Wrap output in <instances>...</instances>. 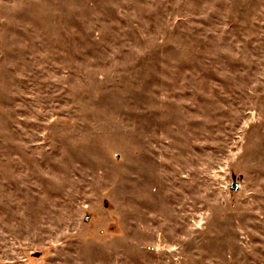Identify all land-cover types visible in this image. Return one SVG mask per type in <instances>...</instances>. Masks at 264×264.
Returning <instances> with one entry per match:
<instances>
[{"label":"rangeland","instance_id":"rangeland-1","mask_svg":"<svg viewBox=\"0 0 264 264\" xmlns=\"http://www.w3.org/2000/svg\"><path fill=\"white\" fill-rule=\"evenodd\" d=\"M0 264H264V0H0Z\"/></svg>","mask_w":264,"mask_h":264},{"label":"trees","instance_id":"trees-1","mask_svg":"<svg viewBox=\"0 0 264 264\" xmlns=\"http://www.w3.org/2000/svg\"><path fill=\"white\" fill-rule=\"evenodd\" d=\"M236 186H237V184H236ZM234 188H235V187H234ZM234 188H233V189H234Z\"/></svg>","mask_w":264,"mask_h":264}]
</instances>
